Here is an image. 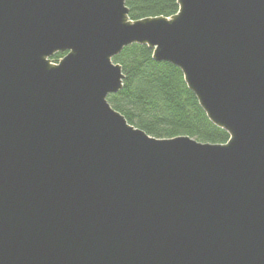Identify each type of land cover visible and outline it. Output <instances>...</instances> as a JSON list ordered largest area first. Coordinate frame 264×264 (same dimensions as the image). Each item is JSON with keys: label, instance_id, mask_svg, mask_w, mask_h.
<instances>
[{"label": "water", "instance_id": "obj_1", "mask_svg": "<svg viewBox=\"0 0 264 264\" xmlns=\"http://www.w3.org/2000/svg\"><path fill=\"white\" fill-rule=\"evenodd\" d=\"M125 1L0 0V264H264V0L135 20ZM134 43L226 142L156 138L110 105Z\"/></svg>", "mask_w": 264, "mask_h": 264}, {"label": "trees", "instance_id": "obj_2", "mask_svg": "<svg viewBox=\"0 0 264 264\" xmlns=\"http://www.w3.org/2000/svg\"><path fill=\"white\" fill-rule=\"evenodd\" d=\"M130 19L169 17L178 10L177 0H126ZM64 53L53 55L55 62ZM121 66L122 87L109 94L110 105L126 121L156 138L190 136L201 142L224 143L227 132L213 124L174 64L155 61L152 49L131 44L113 57Z\"/></svg>", "mask_w": 264, "mask_h": 264}, {"label": "rangeland", "instance_id": "obj_3", "mask_svg": "<svg viewBox=\"0 0 264 264\" xmlns=\"http://www.w3.org/2000/svg\"><path fill=\"white\" fill-rule=\"evenodd\" d=\"M51 60H52L53 63H56L55 60L53 59V57H51Z\"/></svg>", "mask_w": 264, "mask_h": 264}]
</instances>
